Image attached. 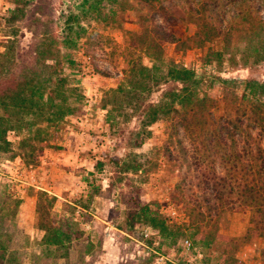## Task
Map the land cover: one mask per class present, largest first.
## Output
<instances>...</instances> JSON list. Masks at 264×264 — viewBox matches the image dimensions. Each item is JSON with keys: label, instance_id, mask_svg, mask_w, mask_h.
I'll use <instances>...</instances> for the list:
<instances>
[{"label": "trees", "instance_id": "obj_1", "mask_svg": "<svg viewBox=\"0 0 264 264\" xmlns=\"http://www.w3.org/2000/svg\"><path fill=\"white\" fill-rule=\"evenodd\" d=\"M131 1L140 11L135 19L137 29L122 31V82L108 91L113 101L104 100L101 105L110 136L130 152L121 160H95L79 201L60 202L40 193L47 200L37 204L38 230L43 232L41 244L47 255L44 262L50 257L56 262L69 258L73 243L82 237L80 225L90 219L85 211L93 198L102 194L105 181H110L107 188L113 195L120 192L115 196L117 201L126 205L131 221L127 230L146 224L160 227L163 233L169 230L173 244L185 236L184 228L174 224L169 229L165 220L153 214L150 205L143 204L130 189V182H121L124 175L147 171V159L141 160V154L133 150L145 144L152 124L166 120L171 128L168 140L170 144L176 140L179 147V166L185 163L191 169L190 164H195L198 185L205 191V211L200 210L198 196L192 195L197 207L188 213L189 234L221 264H244L240 249L264 243V81L243 80V94L238 96L235 83L228 78L197 77L191 69L166 58L165 52L167 45H173L181 55L206 49L207 59H220L244 41V53L249 54L245 62L253 57L256 62L263 61L264 0ZM11 4L7 23L15 33L6 41L0 62V108L4 111L0 114V151L10 150L8 136L12 131H26L20 148L32 145L35 137L59 126L71 114V96L81 98L72 56L79 37L72 38V25L67 23L57 35L49 0H12ZM18 24L31 35L25 46L21 45ZM81 32L86 33L84 29ZM219 44L222 48L216 49ZM214 86L222 89L223 100L225 94L231 96L234 105L230 113L216 115L222 99L212 93ZM81 108L76 107L77 111ZM133 121L136 127H131ZM180 131L188 137L189 149L180 139ZM160 150L165 154L170 148ZM113 178H117L116 183ZM178 199L190 203L185 197ZM55 203L58 206L54 208ZM237 209L249 213L245 234L230 237L220 233L218 221ZM2 231L0 226V264L8 254Z\"/></svg>", "mask_w": 264, "mask_h": 264}, {"label": "rangeland", "instance_id": "obj_2", "mask_svg": "<svg viewBox=\"0 0 264 264\" xmlns=\"http://www.w3.org/2000/svg\"><path fill=\"white\" fill-rule=\"evenodd\" d=\"M49 2L57 35H61L68 23L74 30L72 38L79 37L72 56L77 64L74 73H79L81 98L76 94L71 96V114L59 126H52L49 132L35 137L32 145L20 148L19 142L26 131L21 134L12 131L8 136L12 142L10 150L0 151L1 239L8 249L1 264H221L202 247L199 240L194 241L186 228L190 223L189 211L197 207L192 195L198 196L200 210L205 211V191L198 185L196 177L199 172L195 164H190L191 169L185 163L179 166L180 161L176 159L180 156L179 147L176 140H173L174 144L168 140L171 128L166 120L152 124L145 144L133 150L141 154V160L147 159V171L124 175L121 182H130V189L138 194L143 204L150 205L153 214L165 220L169 229L174 224L184 228L185 236L173 244L169 230L163 233L160 227L152 228L146 224L136 230H127L131 221L127 218L126 205L117 201L115 196L120 192L113 195L107 188L110 181H105L102 194L95 196L85 211L90 219L80 225L82 237L73 243L69 258L56 262L50 257L44 262L47 255L41 244L43 232L38 230L37 204L40 201L45 204L47 200L40 193L57 197L60 202L79 201L82 190L87 187L84 181L87 172L93 169L95 160H121L130 152L110 136L106 110L101 105L104 100L113 101L108 91L122 82V31L137 29L135 19L140 11L131 0ZM11 3L12 0H0V62L6 41L15 33V28L7 23ZM19 34L21 45L25 46L30 32L21 25ZM244 46V41L237 42L222 58L207 59L206 49L181 55L173 45H167L165 56L191 69L197 77L220 75L228 78L230 83H235L236 93L241 96L243 84L240 83L243 80L264 81V60L256 62L253 57L245 62L249 54L244 53ZM218 48L221 49L222 44ZM15 68L11 70L15 71ZM212 93L217 99H222L224 94L219 86H214ZM224 98L215 110L218 116L233 109L231 96L225 94ZM76 107L82 108L77 111ZM2 113L4 111L0 108ZM136 125V121L131 123V127ZM180 139L189 149V139L182 131ZM166 146L170 148L169 153L162 154L160 149ZM112 180L117 182V178ZM179 197H185L186 201L189 199V205L180 202ZM85 198L83 196L82 199ZM57 206L55 203L54 208ZM248 222L249 213L237 209L226 212L217 227L220 233L240 237L245 234ZM186 240L189 244H185ZM262 251L264 243L243 246L239 258L244 264H264Z\"/></svg>", "mask_w": 264, "mask_h": 264}, {"label": "built area", "instance_id": "obj_3", "mask_svg": "<svg viewBox=\"0 0 264 264\" xmlns=\"http://www.w3.org/2000/svg\"><path fill=\"white\" fill-rule=\"evenodd\" d=\"M185 244H189V241H188V240H186V241H185Z\"/></svg>", "mask_w": 264, "mask_h": 264}]
</instances>
